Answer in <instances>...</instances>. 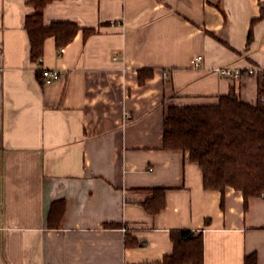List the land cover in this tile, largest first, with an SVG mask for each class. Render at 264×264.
Returning a JSON list of instances; mask_svg holds the SVG:
<instances>
[{
  "label": "crops",
  "instance_id": "0c3cea01",
  "mask_svg": "<svg viewBox=\"0 0 264 264\" xmlns=\"http://www.w3.org/2000/svg\"><path fill=\"white\" fill-rule=\"evenodd\" d=\"M28 2L0 0V264H158L179 231L201 235L203 264H264V198L246 208L233 188L205 190L199 166L163 144L172 106L254 102L258 76L219 70H264V0L54 1L45 25L80 30L60 49L46 39L37 62ZM45 68L61 80L46 84ZM156 188L165 205L151 214Z\"/></svg>",
  "mask_w": 264,
  "mask_h": 264
},
{
  "label": "trees",
  "instance_id": "16d2710c",
  "mask_svg": "<svg viewBox=\"0 0 264 264\" xmlns=\"http://www.w3.org/2000/svg\"><path fill=\"white\" fill-rule=\"evenodd\" d=\"M54 1L61 0L28 2L33 8V14L26 20L33 62L43 57L46 39L53 37L60 49L71 43L80 30L74 22L45 25V9ZM152 75L140 71L139 81L144 83ZM39 76L42 78V73ZM258 83L259 98L254 104L240 100L231 92L217 104L172 106L164 119V149L187 154L199 166L205 190L224 193L227 188H233L241 192L246 208L249 199L264 198V74L258 77ZM153 192L145 207L156 214L164 208L166 189L156 188ZM65 210V200L52 204L49 228L62 226ZM172 240L173 254L158 264H203L201 235L179 231L172 234ZM125 244L127 247L140 245L129 237Z\"/></svg>",
  "mask_w": 264,
  "mask_h": 264
},
{
  "label": "built area",
  "instance_id": "2783aa9c",
  "mask_svg": "<svg viewBox=\"0 0 264 264\" xmlns=\"http://www.w3.org/2000/svg\"><path fill=\"white\" fill-rule=\"evenodd\" d=\"M111 24H115V22H111ZM65 52L64 49L60 50V54H63ZM203 57L198 56L196 58H193L191 60V65L193 68H199L202 64ZM219 73L224 77L232 80H239L243 75H263L264 70L260 68H252L247 71L238 70L234 68H228V69H220ZM43 79L46 82V84H52L54 82H58L61 80V72L56 69H49L45 68L42 70Z\"/></svg>",
  "mask_w": 264,
  "mask_h": 264
},
{
  "label": "rangeland",
  "instance_id": "374dc122",
  "mask_svg": "<svg viewBox=\"0 0 264 264\" xmlns=\"http://www.w3.org/2000/svg\"><path fill=\"white\" fill-rule=\"evenodd\" d=\"M253 76H258V77H259V76H261V75H253ZM241 78H242V77H241ZM241 78H240V79H241ZM240 79H239V80H240ZM230 80H232V79H230ZM233 81H236V80H233ZM237 81H238V80H237ZM258 89H259V88H258ZM234 94H236V92H235ZM236 95H237V94H236ZM237 96H238V95H237ZM238 97H239L240 100H243V101L248 102V103L250 102V101H246L245 99H243L242 96H238ZM258 98H259V91H258V92L256 93V95H255V100H254V102H250V103H252V104L256 103V101L258 100Z\"/></svg>",
  "mask_w": 264,
  "mask_h": 264
}]
</instances>
